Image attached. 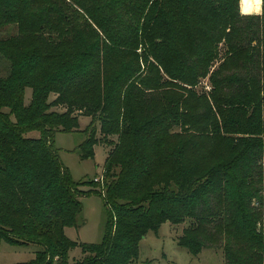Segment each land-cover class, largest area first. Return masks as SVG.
Returning a JSON list of instances; mask_svg holds the SVG:
<instances>
[{
	"label": "trees",
	"instance_id": "obj_1",
	"mask_svg": "<svg viewBox=\"0 0 264 264\" xmlns=\"http://www.w3.org/2000/svg\"><path fill=\"white\" fill-rule=\"evenodd\" d=\"M2 30L13 31L0 37V241L40 245L25 264H135L150 231L185 220L190 254L264 264V5L0 0ZM82 116L81 158L109 150L104 195L81 189L55 145ZM91 194L105 237L80 244L65 231Z\"/></svg>",
	"mask_w": 264,
	"mask_h": 264
},
{
	"label": "rangeland",
	"instance_id": "obj_2",
	"mask_svg": "<svg viewBox=\"0 0 264 264\" xmlns=\"http://www.w3.org/2000/svg\"><path fill=\"white\" fill-rule=\"evenodd\" d=\"M243 6L245 8H253L252 11L257 15L262 14L263 5H261L260 11L257 13L253 0H240V10H243ZM12 31L2 30L0 31V37H7ZM8 69L9 63L0 59V78L7 75ZM208 85V81H205L198 89L202 90ZM207 90L209 89L207 88ZM31 97L32 91L28 89L26 92L27 104L30 102ZM52 100H54V96H51ZM55 110L53 109V111ZM90 125L91 119L89 117H80L79 131L58 133L55 137V145L60 150V159L70 170L73 180L78 184L83 183L81 189L85 192L91 189L93 191L97 190L104 195V165L109 150L101 145L96 146L93 160H83L78 150L85 141L84 132L88 130ZM261 194L264 196V189ZM81 201L83 211L78 219V224L81 227L67 228L65 233L68 238L80 244H101L105 237L107 223V208L104 199L99 194H91L82 197ZM261 223L264 226V217ZM192 224L194 223L191 220H185L179 224L166 222L161 225L157 232L150 231L139 244V258L135 264H225L224 254L221 249H204L198 256H194L187 249L179 246L178 241L182 237L184 230L191 227ZM259 228L262 229L260 224ZM40 250L42 248L38 244L14 245L1 240L0 264L30 263ZM82 256L81 248L77 247L70 252L69 259L74 262V260H80Z\"/></svg>",
	"mask_w": 264,
	"mask_h": 264
},
{
	"label": "clouds",
	"instance_id": "obj_3",
	"mask_svg": "<svg viewBox=\"0 0 264 264\" xmlns=\"http://www.w3.org/2000/svg\"><path fill=\"white\" fill-rule=\"evenodd\" d=\"M255 5V10L258 13L260 11L261 5H264V0H253Z\"/></svg>",
	"mask_w": 264,
	"mask_h": 264
},
{
	"label": "crops",
	"instance_id": "obj_4",
	"mask_svg": "<svg viewBox=\"0 0 264 264\" xmlns=\"http://www.w3.org/2000/svg\"><path fill=\"white\" fill-rule=\"evenodd\" d=\"M242 10V9H241ZM242 13L243 14H245V15H249V14H256L254 11H252L251 9H250V11H244V10H242ZM257 15V14H256Z\"/></svg>",
	"mask_w": 264,
	"mask_h": 264
},
{
	"label": "built area",
	"instance_id": "obj_5",
	"mask_svg": "<svg viewBox=\"0 0 264 264\" xmlns=\"http://www.w3.org/2000/svg\"><path fill=\"white\" fill-rule=\"evenodd\" d=\"M96 182H98V180H96ZM261 205H260V203L259 202H257V203H255V207H260ZM263 209H264V206H263Z\"/></svg>",
	"mask_w": 264,
	"mask_h": 264
},
{
	"label": "bare ground",
	"instance_id": "obj_6",
	"mask_svg": "<svg viewBox=\"0 0 264 264\" xmlns=\"http://www.w3.org/2000/svg\"><path fill=\"white\" fill-rule=\"evenodd\" d=\"M252 10V9H251Z\"/></svg>",
	"mask_w": 264,
	"mask_h": 264
}]
</instances>
